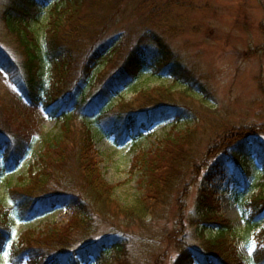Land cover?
I'll use <instances>...</instances> for the list:
<instances>
[{
    "label": "trees",
    "instance_id": "obj_1",
    "mask_svg": "<svg viewBox=\"0 0 264 264\" xmlns=\"http://www.w3.org/2000/svg\"><path fill=\"white\" fill-rule=\"evenodd\" d=\"M46 1L16 0L4 13L7 28L17 37L25 58L19 63L0 48V65L17 75L30 108L43 107L60 121L61 136L47 140L43 154L30 165L28 174L9 188L11 206L0 200V250L9 239L6 224L13 211L30 220L61 205L72 212L69 222L13 242L14 264H22L25 255L30 264H72L73 260L91 256L95 264H159V249L164 238L170 239L167 236L179 246L180 255L174 264H246L237 253L234 226L219 215V204L210 193L199 198L195 219H191L201 227L205 240L201 249L186 243L181 228L175 230V235L149 233L151 224L160 218L158 209L173 203L180 208L177 226H183L185 199L201 171L224 167L229 157H239V150L254 146L259 133H264V125L228 126L220 118L202 117L201 108L193 101L176 97L178 93H195V83L206 86L195 80L197 68L189 66L160 32L161 28L173 35L179 31L173 11L184 0H55L45 41L41 43L30 23L38 6ZM126 20L134 22L135 28L106 39L113 27ZM263 50L264 46L258 48L259 52ZM103 63H110L111 70L100 79V91L88 98L83 89ZM146 65L167 72L173 83L142 90L132 101L122 102L115 115L102 111L100 119L106 117L104 121L111 122L121 136L147 127L153 119L174 117L173 123L177 124L190 114L198 121L195 128L170 134L157 150L140 151L135 156L134 168L142 172V193L133 202L122 204L115 199V186L105 180L99 168L87 113L98 108L105 94L136 76ZM45 69L50 74L49 84ZM177 84L182 91L175 90ZM6 114L4 109L0 111V151L6 165L13 166L31 143ZM199 131L202 136L211 133L203 152L196 149ZM255 152L260 157L258 150ZM261 160L264 167L262 156ZM251 205L255 215L264 214L263 192ZM255 219L253 215L247 220L243 238L250 236ZM101 225H107L109 233L96 236ZM135 227L138 232L130 233ZM207 229L216 230V234L206 237ZM259 237L264 244V228ZM130 243L137 244L136 253L130 252ZM253 260L264 264V245L257 248Z\"/></svg>",
    "mask_w": 264,
    "mask_h": 264
},
{
    "label": "rangeland",
    "instance_id": "obj_2",
    "mask_svg": "<svg viewBox=\"0 0 264 264\" xmlns=\"http://www.w3.org/2000/svg\"><path fill=\"white\" fill-rule=\"evenodd\" d=\"M15 1L0 0V48L20 63L25 58L24 51L4 20V13ZM46 2L38 6L37 15L30 23L41 43L45 41L50 9L55 0ZM173 14L175 21L179 22V31L173 35L161 28L160 32H163L164 40L189 66L197 68L195 72L198 77L195 80L206 85L201 87L195 83V93H178L176 97L193 101L201 108L202 117L210 120L220 118L228 126L264 125V50L258 51V48L264 46V0H184L174 7ZM132 27L135 28L131 20L122 21L112 28L106 39H113ZM110 70V63H103L94 70L92 80L83 89L85 96L91 98L100 91V79ZM49 77L50 74L45 69L48 84ZM172 83L173 78L167 72L160 71L153 65H146L136 76L105 94L98 108L96 106L87 113L92 122L95 149L100 159L99 168L105 180L115 186V199L122 204L133 202L142 193L139 184L142 172L139 168H134L135 156L140 151L157 150L170 134L183 132L187 127L195 128L198 120L190 114L177 124L173 123L174 117L166 120L153 119L148 121L147 127L121 136L111 126V122L104 121L106 117L100 119V114L106 111L107 114L115 115L122 102L132 101L140 91ZM182 88L180 84L175 86L176 91H182ZM2 109L15 121V129L25 139L29 138L31 143V148L24 157L13 166L6 165L2 158L3 151H0V200L9 207V188L20 181V176L28 174L30 165L43 154L45 142L61 136V124L43 107L30 108L17 75H11L0 65L1 112ZM210 136L211 133H204L202 136V131H199V138L195 141L199 152L205 150ZM239 152V157H229L224 167L201 171L185 199L183 226H177L180 208L173 203L158 209L160 214L157 216L160 218L151 224L149 233L175 235V230L181 228L186 243L201 249L205 241L201 236V227L191 219L196 215L199 198L210 193L219 204V215L234 226L239 258L246 264H255L253 255L260 245H264L259 237L264 228V214L255 215L256 211L251 204L257 195L262 192L264 195V167L261 160V156L264 158V133H259L254 146L248 145ZM213 164L217 165L216 162ZM253 215L256 218L255 226L245 239L242 236L246 235V222ZM71 217L72 212L61 205L45 210L30 220L22 219L13 211L6 224L9 239L0 250V264H14L11 253L13 242L25 240L31 234L39 236L55 225L65 226ZM131 232L136 233L138 230L135 227ZM108 233L109 227L101 225L96 236ZM205 234L206 237L214 236L216 230L207 229ZM167 237L170 239L164 238L159 249L162 255L159 264H174L180 255L174 238ZM136 246L135 243L128 245L132 254L136 253ZM77 260H73L72 264H95L92 256L87 260ZM21 261L22 264H30L26 255Z\"/></svg>",
    "mask_w": 264,
    "mask_h": 264
}]
</instances>
